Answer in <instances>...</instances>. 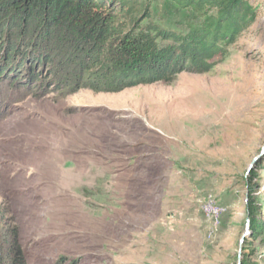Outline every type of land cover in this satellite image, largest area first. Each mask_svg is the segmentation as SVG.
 I'll return each mask as SVG.
<instances>
[{"label": "rangeland", "instance_id": "1", "mask_svg": "<svg viewBox=\"0 0 264 264\" xmlns=\"http://www.w3.org/2000/svg\"><path fill=\"white\" fill-rule=\"evenodd\" d=\"M150 11L181 34L204 22L172 0ZM47 40L34 55L53 62L1 70L0 264L11 243L26 264H238L249 179L264 221V155L248 176L264 149V12L211 71L119 92L73 91L66 42ZM251 231L242 261L264 264Z\"/></svg>", "mask_w": 264, "mask_h": 264}, {"label": "trees", "instance_id": "2", "mask_svg": "<svg viewBox=\"0 0 264 264\" xmlns=\"http://www.w3.org/2000/svg\"><path fill=\"white\" fill-rule=\"evenodd\" d=\"M152 1L0 0V41L4 39L0 57L2 51L5 56L0 75L15 62L19 67L27 61L33 65L43 62L47 56L43 49L40 55L34 52L45 31L49 46L54 39L66 42L61 53L66 85L73 91L119 92L143 84L171 83L185 71H211L212 59L228 54V47L264 12V0H172L204 15L201 25L181 34L144 23L151 17ZM29 33L34 41L26 40ZM50 52L48 61L53 62L55 53ZM254 169L248 176H253ZM247 183L251 227L253 233L262 234L264 221L253 211L255 186L252 179ZM11 247V264H26L17 246L11 243ZM241 264H250V260L243 259Z\"/></svg>", "mask_w": 264, "mask_h": 264}, {"label": "water", "instance_id": "3", "mask_svg": "<svg viewBox=\"0 0 264 264\" xmlns=\"http://www.w3.org/2000/svg\"><path fill=\"white\" fill-rule=\"evenodd\" d=\"M264 155V149L262 150L261 154H259L252 162L250 168H249V172H251V170L253 169V165L254 163H256L258 160H260ZM251 221L250 218L248 217L247 219V224H246V229L244 234L242 235L241 239H240V248H239V261L238 264L242 263V257H243V251H244V243L247 240V237L250 236L251 234Z\"/></svg>", "mask_w": 264, "mask_h": 264}, {"label": "bare ground", "instance_id": "4", "mask_svg": "<svg viewBox=\"0 0 264 264\" xmlns=\"http://www.w3.org/2000/svg\"><path fill=\"white\" fill-rule=\"evenodd\" d=\"M213 196V195H212ZM211 197V196H210ZM213 198V197H212ZM212 201V200H211ZM212 203H214V202H212ZM207 210V209H206ZM209 213H211V212H209ZM214 216V215H213Z\"/></svg>", "mask_w": 264, "mask_h": 264}]
</instances>
